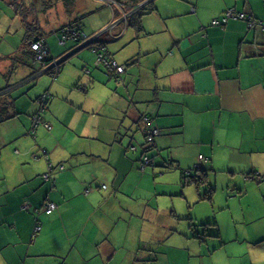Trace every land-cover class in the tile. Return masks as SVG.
<instances>
[{"label": "crops", "instance_id": "0c3cea01", "mask_svg": "<svg viewBox=\"0 0 264 264\" xmlns=\"http://www.w3.org/2000/svg\"><path fill=\"white\" fill-rule=\"evenodd\" d=\"M14 1L0 0V90L7 88L0 96L8 94L14 105L0 118V264H116L119 256L133 264L131 249L142 243L140 264H264L263 236L252 239L238 221L231 227L219 219L183 221L187 218L178 217L177 206L161 205V198L155 205L157 198L150 195H168L175 187L171 195L179 197L182 186L185 196L192 185L184 172L195 174L200 167L208 186L212 175L234 182L256 170L264 178V158L255 155L264 154V27L259 21L249 28L239 18L212 23L235 8L264 21L256 0H174L165 6L154 0L155 10L143 17L145 34V17L153 12L159 26L166 19L181 21L159 29V43L119 59L126 58L124 83L92 68L89 75L85 66L73 81L60 77L62 71L56 79L41 71L29 77L34 69L23 60L25 27ZM45 1L39 12L47 15L44 20L52 22L54 9L61 11V25L81 16L61 7L63 0ZM113 20L122 21L114 10L107 13L104 29ZM128 28L134 31L128 44L144 35L126 26L119 36ZM55 37L47 38L52 56L67 46ZM13 62L16 68L9 73ZM42 76L44 86L29 91ZM41 95L48 97L44 109ZM39 114L42 123L36 121L34 138L30 131ZM133 120L145 133L160 129L148 149L153 163L145 170L140 146L145 133L126 130ZM44 148L54 165L66 164L53 170L54 186L42 178L49 170ZM172 159L176 163L168 165ZM167 173L173 181L163 180ZM151 182L153 191L143 187ZM48 202L57 204L51 214L43 208ZM69 215L75 218L68 220ZM212 225L211 231L219 232L211 235L215 240L207 237ZM198 226L203 232L195 230Z\"/></svg>", "mask_w": 264, "mask_h": 264}, {"label": "rangeland", "instance_id": "374dc122", "mask_svg": "<svg viewBox=\"0 0 264 264\" xmlns=\"http://www.w3.org/2000/svg\"><path fill=\"white\" fill-rule=\"evenodd\" d=\"M171 1L174 0H156V4L158 5L159 3L161 6H165L171 3ZM256 2L259 4L260 10L264 11V0H256ZM36 3L39 7V11L41 7H46L47 4L45 0H37ZM62 6L65 8L64 5H61V7ZM74 8V11H81V16L79 18H81V26L86 34L98 31V29L101 28L102 31L105 26L107 27V25H103L102 23L105 22L107 13L111 12L112 16L113 11L111 6L104 4L99 0H76ZM54 10H52L51 14L49 15V17L52 19V22L44 20L47 15H45V13L43 12L39 13V18L44 20L42 24L44 28L49 32V34H47L48 38L50 39L53 36L57 37V35L52 31V29H59L58 36L60 37L57 38L59 41H61V38L64 40V35L60 30L62 25L60 24L59 19L57 18L59 16L58 14H60L61 11H58V9H56L55 13L57 15H55ZM163 11L168 15H172V12H166L165 10ZM27 14V19H29L30 22L35 20L32 18V12H29ZM149 16L150 15H147L145 17V27L147 34H145L144 32V35H142L141 39L133 40L128 44L129 37L134 32L132 31V29L128 28L127 30H124V34L122 36L107 45L110 53L115 56L116 61L120 65L125 63L126 58H124L125 60H122L121 62L119 61V59H123V57H126V55L132 53L133 51L139 52L141 49H143L144 51L147 49V46L159 43L162 38V36L160 35L161 33L159 31L165 30V26L167 27V23H170L172 20L173 23L181 21L177 20V18H171L170 20L166 19L165 24L161 23V26H159L158 21L154 17L156 16L158 18V14L156 12H153V17L148 18ZM70 19L71 18H69V20ZM133 30L135 29L133 28ZM56 37L54 38V40H56ZM138 44L141 45L140 48H134ZM98 57L99 56H97V54L91 48H84L75 55L69 57V59L63 66L60 77H65L67 81H73L77 70L84 66L85 71L87 69L92 68L94 70H97L95 73H97L99 70L108 75L104 66L98 68L96 67ZM147 58H149L148 55L143 56L144 61ZM131 67L132 66H129V68ZM44 76L39 77L34 82H32V85H30L32 86V88H30L29 91L35 93L41 87H43V77L49 80L52 79V77L48 75ZM35 97L36 96H34L33 98ZM140 136V146L142 148L143 145H145L146 143V137L142 134ZM148 153H150V150ZM255 155H260V158H264V154ZM199 164L200 163H198L197 165ZM204 166H206V164ZM209 179L212 182L214 180L212 186H208L207 181L203 184L198 185L197 182H193L191 180L189 183H191L192 186L188 187L185 192V196L182 194L183 187L181 186L178 192L180 193L179 197L175 196L174 198L171 193H173L172 191L177 190V188L175 187L170 188L168 191H166L168 195H156L157 191H153L154 185L152 184V182L149 184L144 183L143 187L149 189L150 191H153L152 193H150V195L153 194L155 196V199L157 198L153 202L155 205L158 204V199L161 198V205H167L170 207L174 206L175 208L177 206L178 217L187 218V220L183 221H188L191 218L190 222L192 223H195L197 221H206L207 219L208 221L214 222L213 220L219 219L222 223H230V227L231 224L234 225V222L238 221V227L242 229L252 239L256 240L258 239V237H264V195L262 193V188L264 190V178L260 177L259 179V177H257L256 170H251L247 174L241 177H237L234 182L231 179L226 180L223 176L216 177L215 175L210 176ZM163 180L165 182L169 180L173 181L174 179L172 173H167L164 176ZM212 187L214 189H211ZM161 191L162 190H158V193H161ZM55 192L56 191H53L52 194H55ZM116 214L118 215V212H116ZM74 218L75 216L72 215H69L67 217L68 220H72ZM207 227V237L209 239L215 240L211 237V229L214 228L215 225ZM197 229L198 231L203 232L204 227L198 226L197 228H195V230ZM126 231L128 232L127 228ZM128 233L130 234V232ZM143 244L144 243H142L141 245L137 244L134 249H131L130 259L133 258V264H140V262H142L143 259L141 258V256L144 253L143 250L146 249ZM260 244H262V242L258 244H253L254 247L252 250H257ZM178 261L182 263L183 258L179 256ZM115 263L124 264L122 256H119L115 260Z\"/></svg>", "mask_w": 264, "mask_h": 264}, {"label": "trees", "instance_id": "16d2710c", "mask_svg": "<svg viewBox=\"0 0 264 264\" xmlns=\"http://www.w3.org/2000/svg\"><path fill=\"white\" fill-rule=\"evenodd\" d=\"M19 1H21V2L19 3ZM14 2H15L16 7L18 8L15 10H17V13L21 16L24 27H25V36H24V41H23L25 48L21 52L22 56L24 57L23 60L32 69H34V71L30 74L29 77L36 75L38 72L41 71L43 74H46V75L51 76L52 78L56 79L59 76L60 72L63 69V66L65 65L66 61L69 59L70 56L75 55V53H77L79 50H82L84 48H91L92 50H94V52L97 54V56H99V54H102L104 59L109 60L110 63L116 62L118 66H121L122 68H124V70L122 72H119L117 68L113 67L114 65L113 66L107 65L104 62V60H98L97 59L96 67L98 68V67L104 66L108 75H110V76L113 75V77L119 83H124L123 73L126 72L127 65L125 63L120 65L116 61V59H114L113 54L110 53L107 45L110 42L117 40L118 37H120L119 35L122 33L123 28L126 26L127 27L128 26L134 27L135 30H137V32L139 34L144 33L145 29L143 26V16L147 13H150L153 9L155 10L154 0H119L120 6H117L114 4L110 5L107 3L114 10L115 19H118L119 17H121L122 21L119 22L118 20H113L114 21L113 23L118 21L116 25L113 26V24H112V25H110V27H108L102 31H101V29L100 30L98 29V31H94L90 34H86L85 31L82 29L81 18L76 17V18L70 19L69 22L66 24H63L61 26V29H60L64 35V40L61 38V41L67 43V46L64 48V50L59 55L52 56L51 55L52 51L50 49V46H49V43L47 40V38H48L47 34H49V32L44 28L43 25H42V27L40 25L41 24L40 20H39V15H40L39 12L40 11L38 9L39 7L37 6V4L35 6H33V4L27 3V5H26L24 3V0H16ZM63 2L65 3L64 5H65L67 11L69 12V14L72 11H74V9H75L74 6L76 4L75 0H63ZM228 10L229 9L225 10L224 16L221 20L214 19L212 23L214 25L225 24L230 18H236L234 15L232 17H227V11ZM29 12H32V18L35 19L32 22H30L29 19H27V15H28L27 13H29ZM234 13L238 14V13H243V12H239L235 8ZM123 14H126V17H123ZM245 16L246 17H242V18L237 17V18H239L241 20H246L249 23L248 14L245 13ZM251 18L264 23V21L259 20L257 18H254L253 16H251ZM58 30H56L54 33L58 34ZM58 37H60V36H58ZM38 42L42 46V49L40 51L32 48V45L34 43H38ZM75 48H79V50L74 51ZM13 64L14 65H13V67L10 68L9 73L14 72V70H15L16 62H13ZM91 70L92 69L86 70L89 75L91 74ZM94 83L95 82H93V83L91 82L90 84H88L86 86L89 89L90 87L93 86ZM6 89L7 88H4V89H1L0 91H5ZM82 89H84V88L82 87ZM85 90H86V88H85ZM44 95L39 96V100H40V102H42V105H43V106L41 105L42 109H44L43 108L44 107V101L43 100L48 99V97H45ZM8 107H14V105L10 104L8 94L2 93L0 96V118L4 117V115L6 113V109ZM35 118L36 119H35L33 130L30 131V134L32 136H34V138H36L35 132H36V128L38 127L36 125L37 124L36 121L38 120V121H41L40 123H42V116H40V114H39ZM148 119H149L148 116L142 117V120H145V122H147ZM138 121L133 120V123H131V125L126 128V130H130L132 127H133L132 128L133 130H134V128H136L138 131H140V129L143 130V127L141 125L137 124ZM143 131L145 133V128ZM155 131H157L158 133L154 134L153 132H155ZM159 134H160V129L156 128V127H153V128L146 131V133H145L146 143H145V145H143V147H145L144 148L145 152L143 154L141 165L144 163L146 158L150 159V161H151L147 166H149L150 164L153 163L151 156L148 154V152H149L148 149L152 148V146H154L155 138ZM42 155L45 157L47 164H48V168H49V170L42 175V178L44 179V181L50 182L52 184V186H54V182L56 181V179L53 176V170L55 168L63 170L65 168L66 164L63 161L62 163L54 165L53 162L51 161L50 157H49L48 150L45 148L42 150ZM170 162H172L173 164H168V165H174L176 163V161H174V159L170 160ZM145 168L143 170H145ZM184 173H185V177H186L185 178L186 183H189L191 180L193 182H197L198 185L206 182L203 167L198 168V170H197V172H195V174L191 173L189 171L184 172ZM189 184H191V183H189ZM102 187L106 188L107 186L102 185ZM211 189H214V188L212 187ZM50 203L51 202H48L47 205ZM47 205L43 207L44 211H46ZM56 208H57V206L51 212H49V213L47 211L46 212L48 214H51ZM40 226H41V222L39 221V219H37L36 228L40 227ZM37 231H39V230H37ZM211 235L212 236L213 235H219L218 230H216V231L212 230Z\"/></svg>", "mask_w": 264, "mask_h": 264}, {"label": "built area", "instance_id": "2783aa9c", "mask_svg": "<svg viewBox=\"0 0 264 264\" xmlns=\"http://www.w3.org/2000/svg\"><path fill=\"white\" fill-rule=\"evenodd\" d=\"M105 2H107L108 4H110V5H112V4H114V5H117V6H120L119 5V0H104ZM234 11H235V9H229L228 11H227V17H232L233 15L237 18V17H246L245 16V13H238V14H235L234 13ZM123 17H126V14H123ZM249 19V28H255L256 26H257V24H259V21L258 20H255V19H253V18H251L250 16L248 17ZM262 25H263V27H264V23L263 22H260ZM117 24V22H115V23H113V26L114 25H116ZM32 48L33 49H35V50H41L42 49V46H41V44L38 42V43H34L33 45H32ZM98 60H104V62L107 64V65H114L113 67L114 68H117L118 69V71L119 72H122L123 70H124V68H122L121 66H118L117 65V63L116 62H112V63H110V61L109 60H107V59H104V57H103V55L102 54H99V58H98ZM49 127V126H48ZM154 134H157L158 132L157 131H155V132H153ZM152 138V137H151ZM151 161H150V159H148V158H146L145 159V161H144V163L142 164V169H144L149 163H150ZM57 205L55 204V203H53V202H51L50 204H48L47 205V208H46V211L49 213V212H51L55 207H56ZM37 230H40V227H37L36 228V231Z\"/></svg>", "mask_w": 264, "mask_h": 264}]
</instances>
